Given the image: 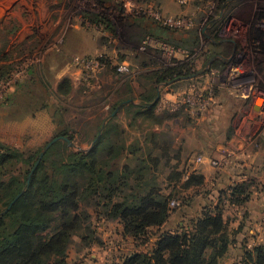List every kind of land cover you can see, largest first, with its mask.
I'll list each match as a JSON object with an SVG mask.
<instances>
[{"label":"trees","instance_id":"16d2710c","mask_svg":"<svg viewBox=\"0 0 264 264\" xmlns=\"http://www.w3.org/2000/svg\"><path fill=\"white\" fill-rule=\"evenodd\" d=\"M95 1L103 4L112 0ZM121 12L124 14L123 6ZM131 18L132 26L143 32L126 36L127 43L132 45L127 48L130 51L136 50L147 37L176 49L192 51L200 45L196 29L178 32L154 23L155 27L147 30L143 25L145 18ZM89 20L108 32L107 38L115 42L117 31L107 17L97 14ZM217 23L220 24L212 32V44L221 47L215 41H219L224 21L212 20L211 27ZM256 33L260 38L263 36ZM100 46L104 48L106 44L100 42ZM145 47L149 49L137 57L146 61L144 68H157L139 73L136 80L118 89L119 100L97 122L84 118L70 120L71 109L51 104L46 98L54 97L57 101L60 95H71L73 87L67 79L51 91L49 84H33L35 72L28 73V79L19 82L7 96L2 106L9 108V115L46 110L55 130L42 148L22 150L0 140V264H67L75 237L88 247L97 242V225L113 222L120 226L121 240L131 244L128 251L117 257L116 264H223L232 244L226 211L250 200L254 182L237 184L222 192L216 204H200L197 209L193 197L182 195L203 186L205 178L189 174L187 167L181 166V149L176 147L173 127L168 125L184 111L176 114L159 111L160 101H155L160 87L170 93L179 84L197 80L194 78L197 72L190 62L158 66L154 57L161 54L160 47ZM121 49L113 47L98 55L105 63L102 71L113 67L117 72L115 65L120 64L117 60L121 59L118 56ZM215 55L207 57L205 66L210 63L211 70L223 71L226 62L214 58ZM12 75L0 76V83ZM134 81L139 84L138 94L132 85ZM87 83L96 85L95 80ZM34 85L40 86L38 92ZM92 86L82 85L79 91L101 100L105 93L103 86H97L96 91ZM131 100L133 103H126L113 115L121 104ZM86 109L79 108L81 112ZM57 137L68 139L80 150L69 148L65 140L57 142L29 181L42 150ZM59 149L62 157L51 165L49 173L45 165L52 152ZM20 164L28 167L24 178L11 171ZM178 198L182 204L179 208L172 207L175 202L172 199ZM177 213L182 217V225L166 230ZM248 233L241 246L242 255L235 264H264V245L255 243L254 236Z\"/></svg>","mask_w":264,"mask_h":264},{"label":"rangeland","instance_id":"374dc122","mask_svg":"<svg viewBox=\"0 0 264 264\" xmlns=\"http://www.w3.org/2000/svg\"><path fill=\"white\" fill-rule=\"evenodd\" d=\"M128 1L140 6L151 5L168 16L193 18L192 27L178 32L196 29L200 38L199 47L192 51L179 48L177 50L181 52L176 55V58L170 59L165 54L163 55V51H160L161 54L153 56L158 62V66H169L175 61L190 62L195 65L194 71L197 72L194 76L197 80L184 85L179 84L172 89L171 95L174 97H167L160 90L159 111H166L170 114L180 113L178 112L180 110L184 111L179 117L168 122V125L175 130V138L180 134L179 130L195 127L200 118L206 117L212 108L208 118V121H211L210 128L205 123L207 128L203 132L207 136L208 145L210 144V147L215 149L213 152L207 153L215 159L211 163L217 162L219 164L218 160L222 159L221 152L223 151L218 142H222L225 132L230 136L229 142L233 147L231 152L239 153L248 150L264 159V138L260 135L263 120L258 113L263 100L257 93L249 95V92H253L251 89L264 92V0H168L167 4L170 8L176 9L178 7L182 10L179 15L165 13L158 3L160 0H112L109 3L103 1V4H98L95 0H0V76L7 77L10 74L21 73L20 82L23 83L28 79L27 74L34 71L35 78L33 80L35 81L33 84H49L52 86L51 91L64 80H70L73 87L70 92L71 95H60L57 101L54 97L46 98L51 104L55 103L71 109L73 112H71V116L69 114L70 120L84 118L89 122H97L104 115H107L112 104L119 100L118 89H123V86H126L130 80H136L139 73L157 68V66H151L150 69L144 68L143 64L146 61H141L137 57V54L149 49L143 45V42L136 50L127 49L126 36L131 32L134 34L143 32L141 28L132 26V16H129L125 11L124 14L121 12L123 4ZM97 14L107 17L115 27L117 31L115 42L107 38L108 32H104L90 22L89 18ZM212 20L224 21V25L218 34L219 41H215L216 44H221V47L212 44L214 39L212 32L220 24L217 23L211 27L210 22ZM258 31L263 35L261 38L256 33ZM92 42L106 44V47H102L103 52L111 51L113 47L123 48L121 51L118 50V56H121V59L117 62L126 65L129 72L119 75L113 67H110L90 79L95 80V86L88 85V80H82V78L78 85H74L73 80L71 81V74L63 72L64 67H68L69 71L72 68L78 69L73 65L72 60L88 57L89 55L83 54L80 49L81 47L86 48ZM55 43L61 47L60 52L51 49ZM67 44L73 49V52L66 53L64 51ZM166 45L173 48L169 44ZM213 54H216L214 58L226 62V68L223 71L218 70L220 72L219 77L211 75L210 63L205 66L207 57ZM35 55L39 60H42L33 63ZM111 56L113 55L111 54ZM232 75L239 78L243 77L244 82H250L246 89L235 92L229 82ZM99 84L105 90L101 100L79 91L82 85L92 86V90L96 91L99 88L97 86H100ZM132 85L138 94L140 89L136 88L133 83ZM192 85L202 89H213V100L207 112L202 113V116H200L201 114L192 116L185 106L179 110L165 109L163 101H175L182 98ZM38 87L40 86L34 85L33 88L38 92ZM83 107L87 109L81 112L82 110L79 108ZM257 107L258 109H256ZM2 112L4 113L6 110ZM48 115V112L43 110L37 114H13L1 118L0 140L22 150L42 148L53 137L55 130L52 126V119ZM215 115L216 119H214ZM187 121L188 123H186ZM213 139L215 140L212 141ZM71 149L80 150L76 146ZM50 157L45 165V169L49 173H51V165L62 157V151L60 149L55 150ZM262 169L263 172L261 171L259 174L261 179L259 184L264 182V167ZM27 170L28 167L21 164L13 166L11 169L13 175L23 178ZM237 184L241 183H234L222 192L226 193L229 191L228 189ZM262 188L261 185L251 188L250 200L243 206L228 208L225 218L231 224L235 222L245 223L244 226L248 230H253L254 234H261L264 237V207L260 210L257 208L255 199L253 200L257 196L254 194L257 193V190H259L257 194H260ZM197 191L198 189L192 188L182 195L193 197L196 202L199 195ZM172 200L176 202L175 208H179L182 204L179 198ZM197 206L195 209L198 208ZM174 217L179 218L178 213ZM180 221L182 222V218ZM254 221L259 226L260 231L258 233L255 231ZM97 226L98 231L95 235L97 242H92V245L85 247L81 244L80 239L74 238L67 264H116L117 257L131 248L130 243L121 240L119 236L120 226L117 222L99 223ZM261 239L264 244V238L261 237Z\"/></svg>","mask_w":264,"mask_h":264},{"label":"crops","instance_id":"0c3cea01","mask_svg":"<svg viewBox=\"0 0 264 264\" xmlns=\"http://www.w3.org/2000/svg\"><path fill=\"white\" fill-rule=\"evenodd\" d=\"M167 1L168 0H160L158 2L160 3L162 10H164V12L167 14L179 15L182 10L178 7L176 9L170 8L169 4H167ZM154 23V21L146 19L145 21H143L144 29L148 30L155 27L156 23ZM128 46L132 47V45L129 44ZM64 51L66 53H70L73 52V49L67 44L66 48H64ZM80 52L89 56H98V54H101L103 52V48L100 46L99 43L97 44L92 42L86 48L81 47ZM41 60H39L38 58L37 61L39 62ZM63 72L65 74H71V81L73 80L72 83L74 85H78V82L82 78V73L78 69L72 68L69 71L68 67H64ZM33 73L34 71H30V74ZM133 84L136 88H139V84L136 81H134ZM162 92L165 93L167 97H174V95H171V92L168 93V90L166 88H163ZM221 96L223 97V95ZM4 110H6V112L3 113L2 111ZM208 110H206V112ZM8 111L9 108L6 105L1 106L0 119L9 116L10 112ZM210 113L208 112L206 117L203 116L202 118H200L198 124L195 127L187 128L181 131L179 130L178 132L180 134L176 132L178 134V137L176 136L175 138L176 147L178 149H181V166H186L189 171V174H196L205 178V183L203 186L194 188L195 190L198 189L197 192L199 193L198 198L196 199L197 201L195 202V206H197L198 204H201L203 206H207L208 204L212 203L216 204V201L222 191H224L226 188L230 187L234 183L254 182V185H252L251 187L252 189L254 186H263V188L260 190V194H257L259 191L257 190V193L254 194L257 196L253 198V200L255 199V202L258 205L257 208H260L261 210L262 207H264V182H262L263 180L261 181L262 184H259L258 182L259 180H261L259 174L261 171L263 172V157H259L257 154L248 150H244L239 153L231 152V149L233 147L229 142L230 136L227 132H225V134H223L224 138L222 139V142H218V144H220L219 146L221 147V150L223 151L221 152L222 159L218 160L219 164L216 167L212 166L211 161H214L215 159L209 156L207 153L213 152V150L215 149L210 147V144L208 145L207 136L203 133L207 127L210 128L209 125L211 121H208ZM200 116H202V114ZM214 119H216V115L214 116ZM205 123H207V127H205ZM198 130L200 131L198 132ZM173 131H175L174 128ZM214 140L215 139H213L212 141ZM198 158H201L200 162L197 161ZM181 218V216H179V218L174 217L169 223V225L166 227V230L176 229L179 225H182V222L180 221ZM253 223L255 231L258 233L260 231L259 226L257 225L256 221H254ZM244 224H241V222H235L232 224L229 223V232L231 234L230 237L232 239V244L229 248L227 256L223 260V264H235L236 259H239L241 257V246L243 245V241L246 238L245 233H247V231L249 232V235L251 234L255 237H253V241L255 243L257 242L259 244H263L261 242V237H264L261 234H254V231L248 230L244 226Z\"/></svg>","mask_w":264,"mask_h":264},{"label":"built area","instance_id":"2783aa9c","mask_svg":"<svg viewBox=\"0 0 264 264\" xmlns=\"http://www.w3.org/2000/svg\"><path fill=\"white\" fill-rule=\"evenodd\" d=\"M124 11L132 17L135 18H145L150 19L157 23L160 26L170 28L174 31H181L187 28H190L193 26V18L189 16H168L163 14L159 9L153 7V6H140L132 1L125 2L123 4ZM144 46H159L160 49L163 51V55L165 54L170 59L176 58V55L181 52L180 50H177L176 48H172L166 44L158 43L155 40H153L150 37H147L144 42ZM52 50L55 52H60L61 47L58 43H55L52 47ZM101 56L98 57H79L75 58L73 61V65L78 68V70L82 73V80H90L95 75H97L99 72L103 70L105 67V63L100 61ZM38 57L35 55L33 57V63L34 61H37ZM175 63L172 62L169 66L174 65ZM116 70L120 74H126L129 72V68L124 64H116ZM210 73L212 76H220V72L218 70L210 69ZM21 73H14L10 78L2 81L0 83V106L5 104L7 101V96L10 94V92L13 90V88L20 82ZM248 79V78H246ZM245 80L243 77L239 78L238 76H230L229 82L231 83V88L235 92H238L239 90L246 89V86L249 85L250 82H244ZM253 92H249V95L251 94H258L262 98V106L260 107V110L258 113L260 114V117L263 120V123L261 125L260 135L264 138V92L258 89H251ZM212 92L210 89H202L198 86L192 85L187 93L179 99H176L175 101L172 100H165L163 101V106L167 110H179L183 108L184 106L187 107L192 116H198L202 113H204L210 106V103L212 101ZM162 106V108H163ZM164 109V108H163ZM197 161H201V158H198ZM212 166H217V162H212ZM172 207L177 206L176 202L171 203Z\"/></svg>","mask_w":264,"mask_h":264},{"label":"water","instance_id":"95a60500","mask_svg":"<svg viewBox=\"0 0 264 264\" xmlns=\"http://www.w3.org/2000/svg\"><path fill=\"white\" fill-rule=\"evenodd\" d=\"M199 74H201V73H199ZM159 95H160V90L158 91V98L156 99V102H157L158 99H159ZM156 102H155V103H156ZM126 103H133V101L131 100V101H129V102H125V103L121 104V105L115 110V112L113 113V115L117 114V112H118V111H119V110H120V109H121ZM256 109H258V107H257ZM61 140H65V141H67V142H68V146H69L70 148H73V147H74V144H73L71 141H69L68 139L64 138V137H57V138L53 139L51 142H49V143L44 147V149L42 150V152H41V154H40V156H39V158H38L36 164L34 165L32 171H31V173H30V175H29V181H30L32 175L34 174L35 170L37 169L38 165H39L40 162L42 161L43 157H44L45 154L48 152V150H49L54 144H56L57 142H59V141H61ZM22 194H23V192H22L19 196H17V197L14 199V201L11 203L10 207H12V205H13V204H14V203L20 198V196H21Z\"/></svg>","mask_w":264,"mask_h":264},{"label":"flooded vegetation","instance_id":"af4514ba","mask_svg":"<svg viewBox=\"0 0 264 264\" xmlns=\"http://www.w3.org/2000/svg\"><path fill=\"white\" fill-rule=\"evenodd\" d=\"M261 17H262V15H261ZM264 17V16H263ZM228 43L230 42V41H227Z\"/></svg>","mask_w":264,"mask_h":264}]
</instances>
